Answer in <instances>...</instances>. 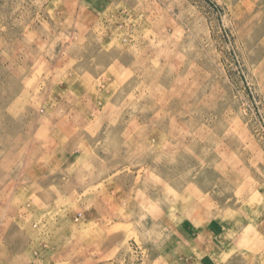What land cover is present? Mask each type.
I'll list each match as a JSON object with an SVG mask.
<instances>
[{
	"label": "rangeland",
	"instance_id": "obj_1",
	"mask_svg": "<svg viewBox=\"0 0 264 264\" xmlns=\"http://www.w3.org/2000/svg\"><path fill=\"white\" fill-rule=\"evenodd\" d=\"M0 264H264V0H0Z\"/></svg>",
	"mask_w": 264,
	"mask_h": 264
},
{
	"label": "bare ground",
	"instance_id": "obj_2",
	"mask_svg": "<svg viewBox=\"0 0 264 264\" xmlns=\"http://www.w3.org/2000/svg\"><path fill=\"white\" fill-rule=\"evenodd\" d=\"M245 1V0H244ZM254 1V0H253ZM254 8H255V4H251V6H250V10L252 11V10H254ZM246 10V9H245ZM261 11V10H260ZM256 19H257V17H256ZM255 20V19H254ZM256 22H257V20H256Z\"/></svg>",
	"mask_w": 264,
	"mask_h": 264
}]
</instances>
